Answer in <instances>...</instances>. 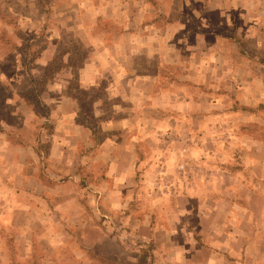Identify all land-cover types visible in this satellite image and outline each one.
<instances>
[{"label":"rangeland","instance_id":"374dc122","mask_svg":"<svg viewBox=\"0 0 264 264\" xmlns=\"http://www.w3.org/2000/svg\"><path fill=\"white\" fill-rule=\"evenodd\" d=\"M0 264H264V0H0Z\"/></svg>","mask_w":264,"mask_h":264},{"label":"crops","instance_id":"0c3cea01","mask_svg":"<svg viewBox=\"0 0 264 264\" xmlns=\"http://www.w3.org/2000/svg\"><path fill=\"white\" fill-rule=\"evenodd\" d=\"M175 25H178V24H175ZM173 27H176V26H173ZM170 31H171V27H170ZM145 41L146 42H144V43H146V44H142V43L138 44L137 43L135 46L136 47L135 49H137V50H140V49L141 50L159 49L160 50L161 47L165 45V44H163V42H159V43L157 42V44H155V42H152V40H145ZM168 42L171 43V40H169ZM155 45H157V48ZM169 45L171 47V44H169ZM118 46L122 47L123 45L120 43ZM144 47H146V48H144ZM166 48H167V46H165V49ZM169 50H171V49H169ZM170 62L171 61L168 60L165 63L171 64ZM104 63L107 64L109 67L108 71L105 73L104 78H108L107 80L110 83V85H107V88L109 89V93H107V94L109 95V97L111 99L114 98V96H111V92L112 93L116 92V94H117L118 92L122 91L124 93L123 89L126 90V89H128V86H131V89H134L133 92H135L134 94L136 95V93H140V91H141V89H139L141 87L139 86V88H138V84L151 83L152 89H151V91H147V93L149 95L153 94L152 97L154 98V102L159 103L160 101L166 100V99L171 101V90H169V91L165 90L162 92L159 91V92L155 93L156 91H154L155 90L154 84L156 82L158 83V81H159L157 79V76L153 75V77L150 78L148 76H151V74L148 76H145L143 74L141 75V73H139L138 69L136 68L137 67L136 65H134L135 68H134L133 74L131 76L128 74L129 71L127 70V68H125V65H123L124 63H122V60H120V59H116V60L111 59V60H109V62H104ZM97 65H99V64H97L96 62L94 64L90 65V72H91V74H94V75H92L93 78H95V74L99 75L98 71L95 70ZM143 76H145V77H143ZM124 85H125V87H124ZM144 91L145 90H143V92ZM131 92L132 91L130 90L129 93H131ZM133 104L136 106L140 105V103L138 101L133 102ZM116 111H118V110H116ZM135 114H137V112ZM118 124H119V126H118ZM138 128L140 130L143 129L141 127V125H138L137 123H135V125H134L132 123V120L126 119V118L124 119V117L117 119L116 116L114 115V118L112 120H110L109 129H114V130L115 129H125V130L129 129L131 131L133 129L138 130ZM133 145L131 144L130 146H133ZM133 148H135V146ZM233 208H234V205H233ZM233 208H232V205H230L229 212H228L229 215L232 214L233 211L237 212L238 208H235L236 210H234ZM229 222H230V224H232V223L238 222V219H231Z\"/></svg>","mask_w":264,"mask_h":264}]
</instances>
